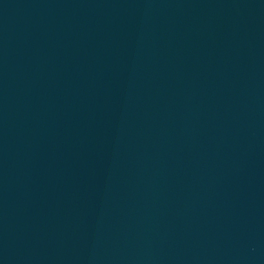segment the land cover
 Listing matches in <instances>:
<instances>
[{
  "label": "water",
  "instance_id": "1",
  "mask_svg": "<svg viewBox=\"0 0 264 264\" xmlns=\"http://www.w3.org/2000/svg\"><path fill=\"white\" fill-rule=\"evenodd\" d=\"M0 264H264V0H0Z\"/></svg>",
  "mask_w": 264,
  "mask_h": 264
}]
</instances>
